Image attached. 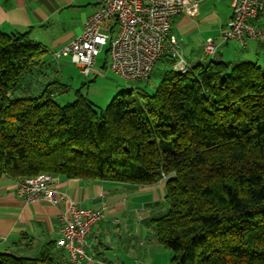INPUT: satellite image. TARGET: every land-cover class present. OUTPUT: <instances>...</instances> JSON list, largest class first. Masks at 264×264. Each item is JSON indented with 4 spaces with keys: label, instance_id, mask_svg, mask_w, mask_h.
<instances>
[{
    "label": "trees",
    "instance_id": "16d2710c",
    "mask_svg": "<svg viewBox=\"0 0 264 264\" xmlns=\"http://www.w3.org/2000/svg\"><path fill=\"white\" fill-rule=\"evenodd\" d=\"M217 40L213 57L187 60L186 75L168 52L153 95L123 91L98 112L80 92L59 104L61 60L28 32L0 31V180L152 186L165 173V211L148 227L171 264H264V64L224 60L230 43ZM58 255L50 242L0 264H59Z\"/></svg>",
    "mask_w": 264,
    "mask_h": 264
},
{
    "label": "crops",
    "instance_id": "0c3cea01",
    "mask_svg": "<svg viewBox=\"0 0 264 264\" xmlns=\"http://www.w3.org/2000/svg\"><path fill=\"white\" fill-rule=\"evenodd\" d=\"M95 10L92 0H0V31L8 34L28 32L34 42L49 51H58L83 32L87 19ZM232 15V0H206L200 4L197 15L177 17L173 32L179 39V46L190 38L201 39L204 43L209 38L219 39ZM252 22L264 28V13ZM234 43L239 49V44ZM247 50L261 55L264 43L250 41L244 49ZM185 58L192 64L193 56ZM17 187V179L4 177L0 180V255L32 256L44 245L56 243L60 238V216L67 204L27 203L17 194ZM164 187V181L152 186H135L60 178L59 189L76 206L106 210V220L97 223L88 236L89 253L96 255L95 262L90 264H135L151 250L162 252L150 234L148 223L165 211ZM58 250L59 264H71L67 252Z\"/></svg>",
    "mask_w": 264,
    "mask_h": 264
},
{
    "label": "built area",
    "instance_id": "2783aa9c",
    "mask_svg": "<svg viewBox=\"0 0 264 264\" xmlns=\"http://www.w3.org/2000/svg\"><path fill=\"white\" fill-rule=\"evenodd\" d=\"M95 12L87 19L83 32L70 44L52 52L56 60L69 59L89 78L105 49L109 68L128 82L148 80L159 60L168 52L175 58L173 70L181 75L190 65L178 50L179 39L173 33L174 20L185 14L194 16L206 0H92ZM233 15L221 35V43L236 41L246 49L250 41L264 43V28L252 19L264 13V0H232ZM220 44L209 38L204 44L206 57H213ZM168 176L163 173L162 181ZM60 177L43 173L17 179V194L27 203L44 201L53 205L66 203L60 216L59 249L67 252L72 264H90L95 255L89 253L88 236L92 228L106 220V210L80 208L59 189Z\"/></svg>",
    "mask_w": 264,
    "mask_h": 264
},
{
    "label": "rangeland",
    "instance_id": "374dc122",
    "mask_svg": "<svg viewBox=\"0 0 264 264\" xmlns=\"http://www.w3.org/2000/svg\"><path fill=\"white\" fill-rule=\"evenodd\" d=\"M219 42L220 40L216 41L217 44ZM229 43V49L227 46H222L219 49V53L223 55L224 60H232L233 62L242 60L256 62L259 60L261 65L264 64V53L258 54L260 58L257 59L258 55L254 52L235 48L234 41ZM204 44V41H201V39L195 38L193 40L190 38L186 39V41L183 40L181 46H179V50L183 52L184 57L193 56L191 63L196 65L205 60ZM109 62L110 59L104 51L99 56L93 73L87 78L80 73L79 69L69 59L61 60L57 66L60 74H56L54 78L58 79L65 87L63 88L64 91L59 90L60 96L57 102L61 105L73 103L77 100L78 92H80L82 96H85L94 104L95 109L99 112L106 110L112 101L123 91L134 90L135 92H144L149 95L154 94L160 83L158 68L148 81L128 82L110 70ZM161 250L162 252L159 253L152 250L147 252L146 255H143L141 261L135 264H171L172 252L162 248Z\"/></svg>",
    "mask_w": 264,
    "mask_h": 264
}]
</instances>
